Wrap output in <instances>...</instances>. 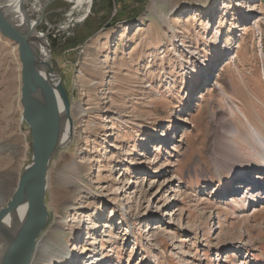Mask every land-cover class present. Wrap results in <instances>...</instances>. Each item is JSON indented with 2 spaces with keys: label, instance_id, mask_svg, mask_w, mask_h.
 <instances>
[{
  "label": "rangeland",
  "instance_id": "rangeland-1",
  "mask_svg": "<svg viewBox=\"0 0 264 264\" xmlns=\"http://www.w3.org/2000/svg\"><path fill=\"white\" fill-rule=\"evenodd\" d=\"M39 1L73 138L52 157L38 239L74 197L87 221L100 214L103 264H264V199L237 189L264 186V0ZM20 88L0 33V209L31 162Z\"/></svg>",
  "mask_w": 264,
  "mask_h": 264
},
{
  "label": "water",
  "instance_id": "water-1",
  "mask_svg": "<svg viewBox=\"0 0 264 264\" xmlns=\"http://www.w3.org/2000/svg\"><path fill=\"white\" fill-rule=\"evenodd\" d=\"M17 1V14L7 15L0 5V33L15 42L18 50L21 70L20 100L22 104V118L30 128L31 136V162L27 164L19 180V188L23 180L27 179V187L24 192L16 188L7 204L0 209V227L4 215L17 207L25 200L28 204L26 219L19 234L13 240L3 256L2 264H28L33 253L38 238L44 231L50 219V213L45 204L46 196V171L56 153L54 150V140L56 133V111L57 94L48 85L44 84L41 74L36 68L37 55L30 47L36 25L43 19L42 5L40 14L35 19L28 16L25 4L28 0ZM7 0H0V4ZM26 11V15L20 21L19 12ZM34 21L33 24L30 21ZM50 64V63H49ZM47 71H53L51 65L47 66ZM51 86V84L49 83ZM58 95L65 103L67 102L66 92L59 82L56 87ZM42 92L47 99L42 100ZM24 177V179H23ZM22 193H24L22 195Z\"/></svg>",
  "mask_w": 264,
  "mask_h": 264
},
{
  "label": "bare ground",
  "instance_id": "bare-ground-1",
  "mask_svg": "<svg viewBox=\"0 0 264 264\" xmlns=\"http://www.w3.org/2000/svg\"><path fill=\"white\" fill-rule=\"evenodd\" d=\"M9 1V4L12 2L14 3L16 0H7ZM75 2V6L80 8L83 4L85 5V12L88 11L91 0H73ZM6 2H3V4H0L3 8V11L7 14L9 10L12 8V6H6ZM37 3L39 5H37ZM17 5V2H16ZM42 4L39 0H35L34 3H32V8L40 10L42 8ZM14 9L17 11V6L14 7ZM9 14V13H8ZM7 14V15H8ZM17 14V13H16ZM26 12H19L18 19L19 21L24 18V15H26ZM85 14V13H84ZM15 15V14H14ZM12 15V16H14ZM31 24H33V21H30ZM30 47L35 52L37 57L36 59V68L38 72L42 75L41 78L44 82V84L48 85L51 89L55 91L57 94V104H56V111L54 109V114L56 116V133H55V140H54V150L57 151L61 150L62 147L67 145L70 140L73 138L72 129L71 126H69L68 121V114L70 105H68V102H64L61 100V97L58 95V91L55 88L56 85L61 81V76L58 73L47 71V66L50 64V53L48 48V42L45 35L42 33H39L37 30H34L33 33V39L30 42ZM51 84V86L49 85ZM40 98L44 101L46 100V108H47V99H45V94L42 92V97L40 95ZM48 109V108H47ZM49 110V109H48ZM264 145V143H263ZM261 161L264 163V155L261 158ZM51 164V162H50ZM49 164V166H50ZM76 167L77 170L78 164L72 163ZM49 166L46 171V184L47 185V172L49 169ZM231 166V165H230ZM229 166V167H230ZM234 170L236 171L238 168L237 166H232ZM230 168V171L234 172V170ZM123 174V173H122ZM248 175V174H247ZM248 176H251L250 174ZM58 177V175H57ZM79 178V177H78ZM24 179V177H23ZM256 179V178H255ZM246 184H242L238 186L239 188H250L252 191H250L249 195L252 196V194H256L257 197H262L261 199H264V186L262 184H255V183H249L245 182ZM27 187V179L23 180L20 188L19 185L17 189H20V192H24ZM47 187V186H46ZM77 187V186H76ZM75 187V188H76ZM85 187V186H84ZM16 189V190H17ZM118 189H121L120 186L114 189L113 192H109L105 195L106 197H109L110 195L112 197L117 196ZM15 190V192H16ZM77 193H83V188L77 187L75 189ZM87 192V191H86ZM24 193H22L23 195ZM102 194V193H101ZM104 197V196H103ZM101 197V198H103ZM87 199L86 197H84ZM108 201V198H106ZM76 199L73 197H70L69 200L62 199L61 205V211H63V215L61 217V221H57V217L55 218L53 224L46 230L44 235L38 239L35 247V257L33 256V253L31 254L30 260L28 264H32V262H36V264H71V260L73 262L77 261V259L84 260V264L88 262V264H103V256L101 255V252H99V249L97 248L98 245L101 243V238H99L100 235H94V233L97 231L96 226L98 225L94 219L97 217V215H100L99 213L92 217V220H86L84 218L85 214L84 211L88 209L87 200L81 201V208H76ZM27 207L28 204L25 200H22L16 208L13 210L7 212L4 217L1 220V227H0V264L3 262V256L7 252L10 245L13 243L14 238L16 235H18L22 228V225L26 219L27 214ZM73 209L79 210L78 216H73L69 220V215H64V212L67 213L72 211ZM109 219L111 218V215L109 216ZM64 220H68V223L66 224V227L71 232V238L70 242L66 245V242H62L61 240V233L60 231L64 229ZM85 225V226H84ZM155 227V226H154ZM83 232V236H81V239L78 237L79 233ZM81 235V234H80ZM92 235V236H91ZM106 231L101 236H106ZM153 233L151 234V237H153ZM84 237V241L82 238ZM86 237V238H85ZM90 239V240H89ZM86 241V242H85ZM80 245V246H78ZM120 251L119 249L116 250ZM34 252V251H33ZM33 256V258H32ZM79 261L76 263L79 264Z\"/></svg>",
  "mask_w": 264,
  "mask_h": 264
}]
</instances>
